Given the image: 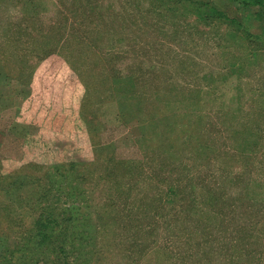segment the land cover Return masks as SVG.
I'll return each mask as SVG.
<instances>
[{
	"label": "rangeland",
	"instance_id": "1",
	"mask_svg": "<svg viewBox=\"0 0 264 264\" xmlns=\"http://www.w3.org/2000/svg\"><path fill=\"white\" fill-rule=\"evenodd\" d=\"M186 6L0 0V256L51 204L85 264H264V37Z\"/></svg>",
	"mask_w": 264,
	"mask_h": 264
},
{
	"label": "trees",
	"instance_id": "2",
	"mask_svg": "<svg viewBox=\"0 0 264 264\" xmlns=\"http://www.w3.org/2000/svg\"><path fill=\"white\" fill-rule=\"evenodd\" d=\"M163 5L170 10H178L176 5H184L188 9L187 3L195 5L196 14L202 19L212 18L221 20L223 25H232L235 28L244 30L248 37L262 39L264 35L253 36L244 25L236 18L230 17L227 12L216 4H211L207 0H160ZM240 4L245 8L258 7L262 22L264 24V0H229ZM187 2V3H186ZM176 3V4H175ZM182 9V10H184ZM121 110V106H120ZM1 177V176H0ZM8 179V177H7ZM6 181L5 186L0 185V193L8 195L9 187ZM51 204L41 206L38 217L26 230V234L11 246L4 247V252L0 256V264H85L93 259V252L85 249L88 238L85 224L79 226L72 223L73 216L68 213V209ZM66 210V212L64 211ZM90 253V256H89ZM67 254V256H66ZM49 255V257H48ZM72 255V260H67ZM51 259V260H50Z\"/></svg>",
	"mask_w": 264,
	"mask_h": 264
}]
</instances>
